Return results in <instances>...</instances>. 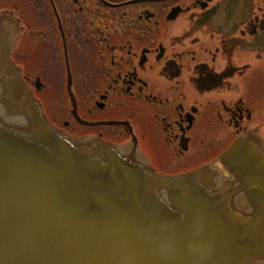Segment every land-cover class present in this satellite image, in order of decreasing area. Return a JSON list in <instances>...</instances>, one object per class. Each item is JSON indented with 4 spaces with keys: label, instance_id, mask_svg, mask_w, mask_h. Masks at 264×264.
I'll list each match as a JSON object with an SVG mask.
<instances>
[{
    "label": "flooded vegetation",
    "instance_id": "1",
    "mask_svg": "<svg viewBox=\"0 0 264 264\" xmlns=\"http://www.w3.org/2000/svg\"><path fill=\"white\" fill-rule=\"evenodd\" d=\"M0 29L56 127L160 172L264 138V0H0Z\"/></svg>",
    "mask_w": 264,
    "mask_h": 264
},
{
    "label": "water",
    "instance_id": "2",
    "mask_svg": "<svg viewBox=\"0 0 264 264\" xmlns=\"http://www.w3.org/2000/svg\"><path fill=\"white\" fill-rule=\"evenodd\" d=\"M0 29V264H264V138L158 171L50 122ZM71 78V76H70Z\"/></svg>",
    "mask_w": 264,
    "mask_h": 264
},
{
    "label": "bare ground",
    "instance_id": "3",
    "mask_svg": "<svg viewBox=\"0 0 264 264\" xmlns=\"http://www.w3.org/2000/svg\"><path fill=\"white\" fill-rule=\"evenodd\" d=\"M71 135V134H70ZM132 141H135V138H134V140H131V141H129V142H127V143H131ZM189 172V171H188ZM184 173H186V172H184Z\"/></svg>",
    "mask_w": 264,
    "mask_h": 264
}]
</instances>
